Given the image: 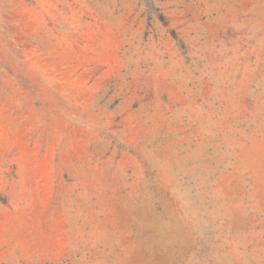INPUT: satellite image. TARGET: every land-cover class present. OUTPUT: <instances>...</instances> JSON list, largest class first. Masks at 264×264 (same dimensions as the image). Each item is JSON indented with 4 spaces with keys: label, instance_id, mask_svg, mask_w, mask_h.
<instances>
[{
    "label": "rangeland",
    "instance_id": "374dc122",
    "mask_svg": "<svg viewBox=\"0 0 264 264\" xmlns=\"http://www.w3.org/2000/svg\"><path fill=\"white\" fill-rule=\"evenodd\" d=\"M0 264H264V0H0Z\"/></svg>",
    "mask_w": 264,
    "mask_h": 264
}]
</instances>
